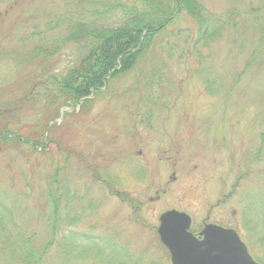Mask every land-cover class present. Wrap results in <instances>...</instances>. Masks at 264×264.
Returning a JSON list of instances; mask_svg holds the SVG:
<instances>
[{
    "label": "rangeland",
    "instance_id": "rangeland-1",
    "mask_svg": "<svg viewBox=\"0 0 264 264\" xmlns=\"http://www.w3.org/2000/svg\"><path fill=\"white\" fill-rule=\"evenodd\" d=\"M67 1L0 0V128L17 137L0 135V193L28 244L46 242L57 203L55 217L68 222L60 235L93 233L142 264H171L157 227L161 213L176 209L197 233L207 223L245 230L262 261L264 235L240 226L255 222L249 208L264 212V0H200L216 16L234 15L199 41L195 19L182 10L133 70L74 103L43 90L75 63L72 44L48 62L29 59L45 25L75 8ZM4 239L0 233L1 249ZM62 242L44 264H103L60 258Z\"/></svg>",
    "mask_w": 264,
    "mask_h": 264
},
{
    "label": "trees",
    "instance_id": "trees-1",
    "mask_svg": "<svg viewBox=\"0 0 264 264\" xmlns=\"http://www.w3.org/2000/svg\"><path fill=\"white\" fill-rule=\"evenodd\" d=\"M67 2L75 5V8L57 15L55 19L45 25V29L40 33L43 36L41 42H37L33 46L29 59L34 58L35 60L36 58L48 62L58 53L60 54V50L65 46L72 44L77 51L75 63L61 75L54 73L53 80H45L47 87H44L43 90L45 93L46 90H51L55 95L54 98H62L73 103L78 102L81 98L89 97L93 93H99L107 88L111 81L117 80L122 74L133 70L156 43L160 33L166 30L165 28L171 22L170 18L182 10L195 19L199 41L208 35L219 32V29L227 23L224 18H232L234 15L228 12L226 17L216 16L209 12L200 0H131L125 4L116 0H69ZM55 31L58 32L55 33ZM165 47L168 49L173 46L168 43ZM155 76L158 81L164 80V75L159 70L154 73ZM31 94L30 90L29 96ZM145 101L149 102L148 99ZM6 127L7 125H4L0 128V135L4 136L6 140L16 139V135L12 136V132ZM25 141L35 145L36 148L39 147L38 142L32 143L29 138L25 137ZM58 171L53 172L48 179L52 185L59 183ZM55 190L58 191L55 187L52 188L51 198ZM256 206L249 209H252L250 212L253 220L257 223L256 226L259 225L258 228L264 230V212L257 209L258 206L257 208ZM255 209L257 211L253 213ZM49 212L52 218L48 223L47 243L44 242L37 247L34 244H28L30 239L26 233L19 230L20 232L14 234L13 229L9 231V224L4 221L6 216L7 218L13 216L5 207V203L0 200V232L7 242L11 240L9 235H14L12 243L16 245L19 252L17 258L13 256L7 261L0 260V264H9L10 262L44 264L46 258L52 254L51 248L56 247L60 238L63 241L61 246H57L60 258L69 262L71 260L85 262L90 259L103 264H142L139 259L131 257L128 251L112 238L93 233H81L72 228L63 229L62 235H60L59 230L68 222L62 221L60 215L55 217V214L58 213L57 203L56 205L52 203ZM261 217L263 218L261 219ZM57 235L59 238H56ZM77 239L78 243L74 244V240ZM260 242L264 246V236L260 238ZM260 260L264 264V259Z\"/></svg>",
    "mask_w": 264,
    "mask_h": 264
},
{
    "label": "water",
    "instance_id": "water-1",
    "mask_svg": "<svg viewBox=\"0 0 264 264\" xmlns=\"http://www.w3.org/2000/svg\"><path fill=\"white\" fill-rule=\"evenodd\" d=\"M191 218L177 210L159 217L157 232L167 247L172 264H260L250 255L236 230L206 224L202 238L188 229Z\"/></svg>",
    "mask_w": 264,
    "mask_h": 264
},
{
    "label": "bare ground",
    "instance_id": "bare-ground-1",
    "mask_svg": "<svg viewBox=\"0 0 264 264\" xmlns=\"http://www.w3.org/2000/svg\"><path fill=\"white\" fill-rule=\"evenodd\" d=\"M32 91V90H31ZM48 128H50V122H49V124H48V126H47ZM48 128L47 129H45V131H44V137H43V139H44V141L42 142V144L43 145H48V142L46 141V139H48V137H47V135H48ZM2 137V139L3 140H6V138L4 137V136H1ZM45 137H46V139H45ZM8 141H11V140H8ZM63 159L64 160H66V162H67V160L69 159V155L67 156V157H63ZM68 166H69V163L67 164V165H61V167H59L60 169L63 167V170H65V169H67L68 168ZM54 172V171H53ZM117 178H119V175L117 176ZM109 182H111V181H109ZM108 184V183H107ZM111 185V184H110ZM110 190V189H109ZM110 192H111V190H110ZM10 193V192H9ZM7 199V196H6V194H4V193H0V200L1 201H3V202H5V200ZM243 221V223H242V226H240V228L242 227V228H248V230L250 229V230H253L254 231V233H255V235H257L258 237H260V236H262L263 234H264V230H262V229H260V228H258L257 226H256V224H255V222H253V221H251V219H249V218H245V219H243L242 220ZM6 224H9L8 226V229H9V231L10 230H12L13 232H14V234L15 233H17V232H24V231H22V230H20L19 229V227H18V223H19V221H17V219H13V217L11 218H6L5 219V221H4ZM14 227H16V228H14ZM20 230V231H19ZM242 230V229H241ZM202 231V230H201ZM201 231L199 232V234L197 235V237L198 238H202L203 236L200 234L201 233ZM77 232H81V233H86V232H84V231H77ZM246 231L244 230V233H245ZM1 233V232H0ZM237 233L239 234V236H240V238H241V240L245 243V245H246V247H247V249H248V251L250 252V250H249V247H248V245H247V241H245V237L244 236H246V233L244 234L242 231H240L239 230V232L237 231ZM14 235L13 234H10L9 235V239H11L10 240V242L5 246V248L3 249H1L2 251H5L6 252V254H7V256L6 257H4L3 258V260H6L7 261V259H9V258H13V256H14V258H17L18 257V254H19V252H18V250H17V247H16V245L15 244H13L12 243V240L14 239V237H13ZM258 241L260 242V239L258 238ZM46 243H47V240H46ZM74 244H76V243H78V239L77 240H74V242H73ZM261 243V242H260ZM261 248L263 247V245L262 244H260L259 245ZM166 249H167V247H165ZM168 250V249H167ZM55 251V248L53 247V248H51V253H53ZM10 262V261H9ZM9 264H17V263H13V262H10Z\"/></svg>",
    "mask_w": 264,
    "mask_h": 264
}]
</instances>
